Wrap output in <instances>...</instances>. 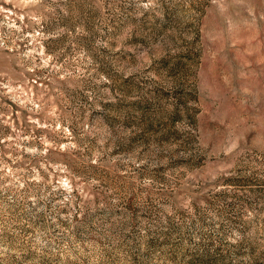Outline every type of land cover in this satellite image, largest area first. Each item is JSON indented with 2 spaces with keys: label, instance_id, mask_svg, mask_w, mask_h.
I'll return each instance as SVG.
<instances>
[{
  "label": "rangeland",
  "instance_id": "1",
  "mask_svg": "<svg viewBox=\"0 0 264 264\" xmlns=\"http://www.w3.org/2000/svg\"><path fill=\"white\" fill-rule=\"evenodd\" d=\"M0 264H264V0H0Z\"/></svg>",
  "mask_w": 264,
  "mask_h": 264
}]
</instances>
